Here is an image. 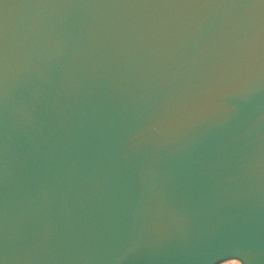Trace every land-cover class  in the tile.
<instances>
[{
    "label": "water",
    "instance_id": "water-1",
    "mask_svg": "<svg viewBox=\"0 0 264 264\" xmlns=\"http://www.w3.org/2000/svg\"><path fill=\"white\" fill-rule=\"evenodd\" d=\"M0 264H264V0H0Z\"/></svg>",
    "mask_w": 264,
    "mask_h": 264
}]
</instances>
